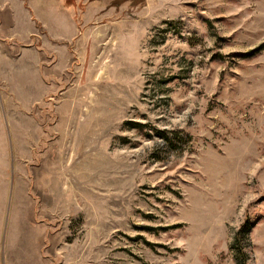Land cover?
Listing matches in <instances>:
<instances>
[{"label": "rangeland", "instance_id": "rangeland-1", "mask_svg": "<svg viewBox=\"0 0 264 264\" xmlns=\"http://www.w3.org/2000/svg\"><path fill=\"white\" fill-rule=\"evenodd\" d=\"M0 264H264V0H0Z\"/></svg>", "mask_w": 264, "mask_h": 264}, {"label": "trees", "instance_id": "trees-1", "mask_svg": "<svg viewBox=\"0 0 264 264\" xmlns=\"http://www.w3.org/2000/svg\"><path fill=\"white\" fill-rule=\"evenodd\" d=\"M249 231H250L249 222H246L242 225V227L237 231V233L235 235V247L237 249L239 259L242 263L246 262L247 256H246V253H245L243 247L241 246V241L243 238L248 237Z\"/></svg>", "mask_w": 264, "mask_h": 264}]
</instances>
